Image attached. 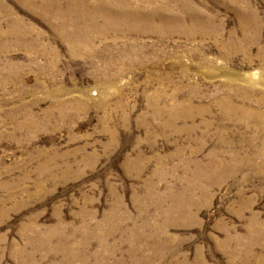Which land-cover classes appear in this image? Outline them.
<instances>
[{
    "label": "rangeland",
    "instance_id": "rangeland-1",
    "mask_svg": "<svg viewBox=\"0 0 264 264\" xmlns=\"http://www.w3.org/2000/svg\"><path fill=\"white\" fill-rule=\"evenodd\" d=\"M0 264H264V0H0Z\"/></svg>",
    "mask_w": 264,
    "mask_h": 264
},
{
    "label": "bare ground",
    "instance_id": "bare-ground-1",
    "mask_svg": "<svg viewBox=\"0 0 264 264\" xmlns=\"http://www.w3.org/2000/svg\"><path fill=\"white\" fill-rule=\"evenodd\" d=\"M104 9V8H103ZM109 11H110V9H109ZM97 12V11H96ZM131 13H133V14H136V13H134V12H131ZM111 14V13H110ZM92 19V18H91ZM104 19V18H103ZM78 25V24H77Z\"/></svg>",
    "mask_w": 264,
    "mask_h": 264
}]
</instances>
